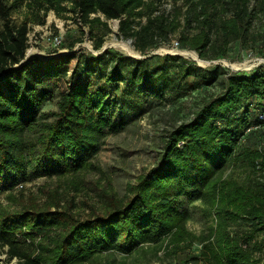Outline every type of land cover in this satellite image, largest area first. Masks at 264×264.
Instances as JSON below:
<instances>
[{
	"label": "trees",
	"instance_id": "1",
	"mask_svg": "<svg viewBox=\"0 0 264 264\" xmlns=\"http://www.w3.org/2000/svg\"><path fill=\"white\" fill-rule=\"evenodd\" d=\"M34 1L45 11L71 2L84 22L101 21L98 14L120 18L121 33L135 37V47L143 54L169 39L170 27L160 15L151 16L152 11L139 29L132 27L129 17L123 18L143 0ZM246 3L235 0V15L221 19L220 26L208 11L212 6H204L200 30L190 47L201 58L226 55L231 41L248 37L251 16ZM260 8L264 10V0ZM0 10V191L45 175L77 179L96 165L91 158L101 139L125 128L124 110L135 115L149 97L176 99L211 83L220 73L219 66L212 73L180 54L134 58L111 48L100 54L76 50L29 59L27 23L13 22L10 6L3 2ZM91 14L97 16L90 18ZM103 42V36L98 37L94 48L101 49ZM98 73L104 77L100 84ZM221 81L220 94L169 132L158 163L140 175L129 198L106 194L103 208L83 218L58 202L47 208L23 204L2 210L0 247L8 261L82 264L103 251L129 253L141 244L158 243L174 227L182 232L189 212L179 202L187 197L203 200L218 215L222 232L217 233L218 245L211 247L212 264H264V179L256 176L264 171V121L258 117L264 112V70L233 72ZM120 82L123 102L117 98ZM54 96L58 109L43 110L45 101ZM239 167L255 175L251 184L225 175ZM230 223L241 227L233 235L227 230ZM52 225L61 228L51 239L52 246L40 244L41 251L34 256V239L46 236ZM25 226L30 228L27 234ZM245 240L251 244L243 248L240 243Z\"/></svg>",
	"mask_w": 264,
	"mask_h": 264
},
{
	"label": "rangeland",
	"instance_id": "2",
	"mask_svg": "<svg viewBox=\"0 0 264 264\" xmlns=\"http://www.w3.org/2000/svg\"><path fill=\"white\" fill-rule=\"evenodd\" d=\"M0 2L10 6V17L13 22L16 24L26 22L29 27L26 58L33 56L47 58L52 54H69L76 50L100 54L111 48L134 58H144L151 54H180L189 61L195 60L210 71L216 66L221 68L220 73L211 83L176 99L149 97L141 112L135 115L123 109L124 117L128 120L127 125L124 129L106 134L101 139L99 150L91 158V162L96 164L94 167L83 172L75 180L47 175L24 179L17 183L14 189L0 191V212L18 209L23 204L47 208L58 202L63 207L71 208L75 214L83 218L93 209L103 208L106 194H111L115 198H129L133 195L132 186L138 183L140 175L158 163L169 132L190 120L195 109L223 91L224 83L220 82L221 79L237 71L264 70V10L260 8L262 0H247V10L251 16L250 23L247 24L248 37L240 41H231L226 55L217 58L200 57L203 62L185 52L194 50L200 56L196 49L190 47L189 42L200 30L204 6H212L208 11L217 18L215 23L220 26L221 19L235 15V0H143L144 3L136 7L133 14L127 16L124 14L123 18L129 17L133 20L132 27L139 29L140 24L148 22L147 13L152 11L151 16L160 15L163 23L170 27L167 33L169 39L146 54L136 49L135 37L123 36L120 28L121 20L116 22L107 19L103 14H98L101 21L84 22L80 15L73 11L71 2L62 3L59 8L52 7L47 11L40 8L34 0H0ZM196 14L200 16L198 19L195 17ZM95 16L97 15L92 14L90 18ZM2 20L3 13L0 10V23ZM213 34H216L214 30ZM55 36L61 39L60 43L55 42ZM100 36L104 38L103 46L96 50L93 44ZM183 36H186L187 44H184ZM118 41L128 43L138 55L131 54L113 43ZM71 42H74L72 47H70ZM102 75L103 73H98L97 84L103 82ZM123 84V82L119 84L118 97L117 89L112 90L115 97H120L119 102L124 100L120 93ZM57 104L58 97L54 96L45 101L43 110H57ZM124 108L126 109L127 105H124ZM232 174L238 180H246L249 184L255 178L250 170L240 167L230 168L225 173L227 177ZM256 176L264 179V171ZM179 203L189 212L181 233H177L178 229L174 227L173 231L158 243L141 244L129 253L116 250L103 251L82 264H212L211 247L218 245L217 233L222 232L218 226L216 211L214 208L208 210V205L200 199L190 200L181 197ZM51 209H55V206L52 205ZM53 226L55 225L46 231V236L41 233L42 235L34 239V256L41 251L40 244L52 246L51 239L61 230L59 226ZM239 228L241 227H238L237 223H230L227 226L231 235ZM23 230L27 234L30 228L25 226ZM250 244L246 240L240 243L243 248ZM16 261V258L8 261L7 253L0 247V264H16Z\"/></svg>",
	"mask_w": 264,
	"mask_h": 264
},
{
	"label": "bare ground",
	"instance_id": "3",
	"mask_svg": "<svg viewBox=\"0 0 264 264\" xmlns=\"http://www.w3.org/2000/svg\"><path fill=\"white\" fill-rule=\"evenodd\" d=\"M115 45H118V46H120L121 48H123V49H125L126 51H128V52H130L131 54H135V55H138V53L136 52V51H134L133 49H132V47L128 44V43H126V42H124V41H118V42H113ZM112 46V45H111ZM134 48V47H133ZM163 48V47H162ZM158 50V49H157ZM156 50V51H157ZM164 51H165V49H164ZM185 53H189V54H191L194 58H197L200 62H203V59H201L200 58V56H198V54L194 51V50H186V52ZM129 54V53H128ZM140 55H141V53H140ZM143 57V56H142ZM200 64V63H199ZM229 64V63H228ZM235 64H236V62H235ZM234 64V65H235ZM204 65V64H203ZM231 67H232V65H231ZM236 68V67H235ZM241 68H242V66H241Z\"/></svg>",
	"mask_w": 264,
	"mask_h": 264
},
{
	"label": "built area",
	"instance_id": "4",
	"mask_svg": "<svg viewBox=\"0 0 264 264\" xmlns=\"http://www.w3.org/2000/svg\"><path fill=\"white\" fill-rule=\"evenodd\" d=\"M92 15V14H91ZM111 20H114V21H116V22H119L121 19L120 18H110ZM56 37V36H55ZM56 40H55V42H58V43H60V41H61V39H58L57 37L55 38ZM57 43V44H58ZM176 44L178 45V42H176ZM258 117H259V119L260 120H263L264 121V112H259V114H258Z\"/></svg>",
	"mask_w": 264,
	"mask_h": 264
},
{
	"label": "water",
	"instance_id": "5",
	"mask_svg": "<svg viewBox=\"0 0 264 264\" xmlns=\"http://www.w3.org/2000/svg\"><path fill=\"white\" fill-rule=\"evenodd\" d=\"M53 55V54H52ZM30 58V57H29Z\"/></svg>",
	"mask_w": 264,
	"mask_h": 264
}]
</instances>
